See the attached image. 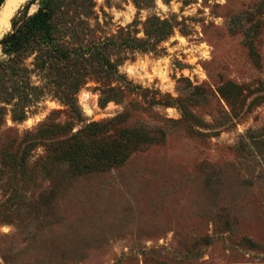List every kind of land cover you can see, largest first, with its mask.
I'll return each mask as SVG.
<instances>
[{
	"label": "rangeland",
	"instance_id": "374dc122",
	"mask_svg": "<svg viewBox=\"0 0 264 264\" xmlns=\"http://www.w3.org/2000/svg\"><path fill=\"white\" fill-rule=\"evenodd\" d=\"M53 3L0 67V264H264V0Z\"/></svg>",
	"mask_w": 264,
	"mask_h": 264
},
{
	"label": "trees",
	"instance_id": "16d2710c",
	"mask_svg": "<svg viewBox=\"0 0 264 264\" xmlns=\"http://www.w3.org/2000/svg\"><path fill=\"white\" fill-rule=\"evenodd\" d=\"M3 1L4 0H0V5ZM58 7V5L53 3V0H48L44 7L40 8L36 13L30 16L23 15L20 20L21 23L13 24V27H15L14 35L11 41L7 45L3 46V50L8 54V56H10V58L7 63L0 65V67H10L9 65L11 63L18 64L22 62L24 55L27 56L28 54L33 53H37L32 62L36 68L43 70L46 66H49L47 60L49 59V55H51L50 50L52 42L55 40V34L57 33L53 19L55 11L58 10ZM42 52H44V55L41 54ZM53 52L61 60H72L73 62H77L83 58L82 51L74 53L72 58H70V54L64 50H56ZM45 55L46 57H43ZM105 64L108 65L109 68L111 67L110 63L105 62ZM122 135V142L115 145L117 153L120 155L112 159V164L122 162L127 151L137 148L138 145L145 140L144 137L143 139H138L139 135L135 136L134 132H125V134ZM99 150V154L95 153V156L100 157L102 161L110 159L107 151L104 149ZM121 150L123 151L122 153L120 152ZM80 156L81 155L70 151L66 153L67 159L71 161L74 167L76 165L78 166V159H80Z\"/></svg>",
	"mask_w": 264,
	"mask_h": 264
},
{
	"label": "bare ground",
	"instance_id": "6f19581e",
	"mask_svg": "<svg viewBox=\"0 0 264 264\" xmlns=\"http://www.w3.org/2000/svg\"><path fill=\"white\" fill-rule=\"evenodd\" d=\"M23 1L24 0H5L0 11V34L8 27L13 12Z\"/></svg>",
	"mask_w": 264,
	"mask_h": 264
},
{
	"label": "water",
	"instance_id": "95a60500",
	"mask_svg": "<svg viewBox=\"0 0 264 264\" xmlns=\"http://www.w3.org/2000/svg\"><path fill=\"white\" fill-rule=\"evenodd\" d=\"M34 1H35V0H32L31 3L34 2ZM13 35H14V33H10V34L7 35L4 39L0 40V45H1V47L7 45V44L11 41Z\"/></svg>",
	"mask_w": 264,
	"mask_h": 264
}]
</instances>
